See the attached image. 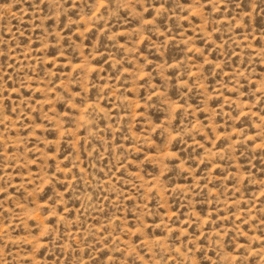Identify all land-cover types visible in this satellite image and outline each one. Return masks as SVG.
<instances>
[{
	"label": "rangeland",
	"instance_id": "rangeland-1",
	"mask_svg": "<svg viewBox=\"0 0 264 264\" xmlns=\"http://www.w3.org/2000/svg\"><path fill=\"white\" fill-rule=\"evenodd\" d=\"M0 264H264V0H0Z\"/></svg>",
	"mask_w": 264,
	"mask_h": 264
}]
</instances>
